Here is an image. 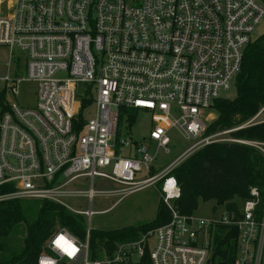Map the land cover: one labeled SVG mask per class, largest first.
I'll return each mask as SVG.
<instances>
[{
  "label": "built area",
  "instance_id": "built-area-1",
  "mask_svg": "<svg viewBox=\"0 0 264 264\" xmlns=\"http://www.w3.org/2000/svg\"><path fill=\"white\" fill-rule=\"evenodd\" d=\"M263 21L264 0H0V47L9 55L0 78V202L49 201L85 220L84 240L59 231L37 264L133 263L132 256L140 263L146 253L150 264H207L218 224L238 231L233 264H264V205L257 214L256 189L238 221H207L174 207L180 189L171 174L213 143L249 145L264 155V144L227 137L258 115L203 136L204 112L234 86ZM28 85L32 106L10 102ZM140 110L157 111L152 117L160 123L143 142L121 138V119ZM171 129L195 142L162 166L157 157L170 153ZM96 180L113 189L96 192ZM155 184L169 222L90 262V220L100 213L93 200L117 203ZM84 200L88 209L73 206Z\"/></svg>",
  "mask_w": 264,
  "mask_h": 264
},
{
  "label": "trees",
  "instance_id": "trees-1",
  "mask_svg": "<svg viewBox=\"0 0 264 264\" xmlns=\"http://www.w3.org/2000/svg\"><path fill=\"white\" fill-rule=\"evenodd\" d=\"M234 86V98H219L213 103L210 109L215 119L206 126L203 136L236 129L258 115L254 123L227 137L264 144V121H260L264 117V37L246 47ZM3 100L4 91H1L0 105ZM127 116L132 125L135 114L129 112ZM154 173L156 170L152 169L151 174ZM171 174L180 189V198L174 207L183 215H193L198 200H202L213 202V212L222 208L228 219L238 221L242 205L255 200L250 195L252 189L258 193L257 214L264 205V155L253 146L229 142L210 144L188 157ZM5 191L0 188V194ZM169 220L170 212L160 199L156 215L149 223L113 231L91 230L89 255L92 261L110 257L117 246L136 241ZM62 230L82 241L85 220L49 201L0 202V264H37L40 256L50 254L48 242ZM237 239L236 227L216 225L207 264H233ZM59 264L78 263L61 261ZM137 264H150L147 253Z\"/></svg>",
  "mask_w": 264,
  "mask_h": 264
},
{
  "label": "rangeland",
  "instance_id": "rangeland-1",
  "mask_svg": "<svg viewBox=\"0 0 264 264\" xmlns=\"http://www.w3.org/2000/svg\"><path fill=\"white\" fill-rule=\"evenodd\" d=\"M262 37H264V21L255 28V31L252 35V42ZM15 54L22 55L17 51ZM22 61H24V58ZM8 63V51L5 47H0V78L8 74ZM13 63L15 62L13 61ZM22 65L23 64H21V67ZM32 90H34L32 85L21 88L19 96L17 98H11L10 102H14L22 106H32L35 103V97ZM234 97L235 86L221 94V98L232 99ZM130 112L135 114V120L132 125H130L128 116L127 118L124 117L121 119L120 136L123 139H131L134 142H143L142 140L148 136V133L152 127L155 124L160 123V120L156 119V116L152 117V114L159 113L157 111L151 113L144 110ZM92 113L93 107H89L84 113L85 118H90ZM174 116L177 117L175 111ZM204 117H206L205 123L208 125L212 120L215 119V113L212 111V109H210L204 112ZM260 121H264V117L260 118ZM169 137L171 141L169 145L170 153L164 154L162 151H160L157 157L158 161L162 163V166L168 165L195 142L194 140L186 139L175 129H171L169 131ZM79 182L84 183L83 180H80ZM95 183L96 192H106L113 189L106 182L96 180ZM83 189V191H87V185L84 186ZM160 199L161 196L159 184L148 186L117 203L116 199L114 198H95L92 203V210L100 213L95 214L91 218V227L93 230L113 231L130 226H138L149 223L153 221L156 215ZM68 203H72V201L69 200ZM73 206L77 207L79 210L88 209L86 200L81 201V204H77L76 202ZM111 206H113L111 211L102 213ZM213 207L214 204L211 201L202 202V200H198L197 210L193 213V215L207 221H217L226 218V214L222 208H218L215 212H213ZM89 261H92L90 256ZM99 261H105L104 257L100 258ZM132 262L137 264L138 258L136 256H132Z\"/></svg>",
  "mask_w": 264,
  "mask_h": 264
}]
</instances>
